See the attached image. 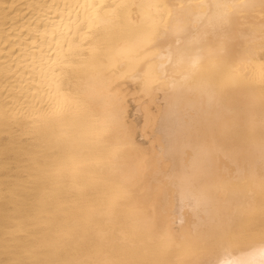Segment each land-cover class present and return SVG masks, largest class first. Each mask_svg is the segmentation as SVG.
Masks as SVG:
<instances>
[{
	"label": "bare ground",
	"instance_id": "6f19581e",
	"mask_svg": "<svg viewBox=\"0 0 264 264\" xmlns=\"http://www.w3.org/2000/svg\"><path fill=\"white\" fill-rule=\"evenodd\" d=\"M0 264H264V0H0Z\"/></svg>",
	"mask_w": 264,
	"mask_h": 264
},
{
	"label": "rangeland",
	"instance_id": "374dc122",
	"mask_svg": "<svg viewBox=\"0 0 264 264\" xmlns=\"http://www.w3.org/2000/svg\"><path fill=\"white\" fill-rule=\"evenodd\" d=\"M133 109H134V108H133ZM132 114H135V111H134V110L132 111ZM133 118H134V117H133Z\"/></svg>",
	"mask_w": 264,
	"mask_h": 264
}]
</instances>
